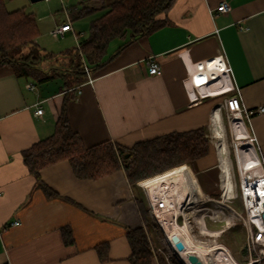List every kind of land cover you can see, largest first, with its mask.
<instances>
[{"label": "crops", "instance_id": "1", "mask_svg": "<svg viewBox=\"0 0 264 264\" xmlns=\"http://www.w3.org/2000/svg\"><path fill=\"white\" fill-rule=\"evenodd\" d=\"M110 1L44 0L46 7L33 6L32 12L48 34L70 22L72 29L64 37L71 33L78 42L87 31L83 23L78 24L80 20L71 19L70 7L96 8V13L86 16L91 17L90 24ZM223 1L231 7L227 13L216 11ZM158 18L166 23L122 49L125 40L119 39L115 48L111 46L107 63L91 72L94 81L78 85L68 114L86 146L112 140L132 147L200 127H207L209 135L217 134L223 113L216 123V105L238 91L245 108L264 107V0H176ZM150 56L160 62L161 75L147 73L144 63ZM213 62L222 66L209 67ZM225 65L232 69L230 81L236 90L192 102L191 75L197 80L199 71H217L227 87ZM30 81L19 78L12 67L0 66V264H133L127 230L145 229L146 224L140 211V186L131 184L123 170L97 180L80 179L68 161H61L42 169L39 180L25 165L23 151L53 134L64 97L77 86L67 88L58 79L55 85L50 81L30 90L26 87ZM39 106L42 115L35 113ZM243 114V137H257L256 151L264 160V112ZM221 151L219 146L222 161ZM216 164L211 150L195 162L196 172L210 176ZM220 176L223 188L222 167ZM197 180L210 197L217 191L216 181ZM44 186L55 194L47 195ZM15 220L20 224L11 226ZM66 231L71 232V243L65 241ZM105 248L107 259L103 260L100 252ZM148 264L159 262L155 257Z\"/></svg>", "mask_w": 264, "mask_h": 264}, {"label": "trees", "instance_id": "2", "mask_svg": "<svg viewBox=\"0 0 264 264\" xmlns=\"http://www.w3.org/2000/svg\"><path fill=\"white\" fill-rule=\"evenodd\" d=\"M175 2L176 0H111L105 6L103 14L91 20L88 34L80 39V48L75 46L66 49L58 56L47 52L37 42L39 26L34 12L25 7L8 10L4 0H0V66L12 67L16 75L25 80L37 77L40 82H46L62 76L65 87L77 85L64 97L53 134L23 151L25 165L39 180L40 171L45 167L68 161L74 174L80 179L97 180L123 170L129 182L137 185L140 181L173 167L191 165L211 152L212 143L207 136V127L172 132L137 142L132 147L112 140L88 147L80 134L74 131L69 119V102L76 99L78 85L88 77L85 63L91 72L102 68L109 60V50L114 41L125 40L122 49L137 38L159 29L166 22L161 21L158 16L167 13ZM69 10L73 21L97 11L85 4L80 7L72 6ZM46 61L53 63L43 67L42 64ZM65 72L71 75L67 74L69 77H66ZM44 188L47 195L55 194L47 186ZM139 204L146 228L127 230L132 247L130 260L133 264H148L155 258L150 235L152 226L147 205L141 200ZM64 237L67 243H71L70 231H66ZM240 252L242 262H248L247 248L241 247ZM100 256L103 260L107 259L106 248L100 252ZM157 261L159 264H168L159 253Z\"/></svg>", "mask_w": 264, "mask_h": 264}, {"label": "rangeland", "instance_id": "3", "mask_svg": "<svg viewBox=\"0 0 264 264\" xmlns=\"http://www.w3.org/2000/svg\"><path fill=\"white\" fill-rule=\"evenodd\" d=\"M110 0H106V2H109ZM5 6L8 10H12L13 8H17L18 6L23 7L26 6V10L32 11L34 10L33 6H39V7H46V4L44 0L38 1V2H32L31 0H4ZM44 5V6H43ZM61 20H66L65 15L62 12H58L57 15ZM88 19H91V17H84L83 19H79L78 24L83 23L84 29L87 31L90 27V24L87 22ZM76 24V23H74ZM85 34V36L87 35ZM119 40H116L113 42L112 47L115 48L118 44ZM37 42L39 43L40 47L44 48L47 52L60 55L61 52L65 51L66 49L72 48L77 46V41H75L74 38H72L71 33H69L65 37L61 38H54L53 36L45 33L40 27H39V36L37 38ZM55 73V71H52ZM61 75V73H58ZM69 73L65 72V76L69 77L67 75ZM58 79H62L64 82V78L62 76H56L52 80L46 81V82H40L37 77L33 78V82L36 84L37 88L42 85L43 83H47L50 81H54L51 83V85H55V81ZM223 118H222V127L217 131V134L215 132H211L210 135L211 143H212V150L214 151L216 157H217V166L213 173L210 174V176L203 174L201 171L196 172L197 166L195 163L191 164L190 168L196 175V180L199 178L204 183L207 181H211V183H214L216 181L217 184V191L215 194H212V198L217 199L219 201H222L223 198L221 196L222 190L220 188L221 185V167L224 173V161L219 160L218 155V148L220 146V151L222 148H227L229 159L231 161L232 166V172H233V178H234V186L238 190V196L236 199H230L233 198L236 194V189L233 195H225V192L228 188V183L225 182V185H223V196L224 200L222 202H215V201H209L206 200L204 202V205H202L203 210L200 212H194L193 210H190V223L181 226L183 224L182 219H179L178 222L180 225H163V227H166V229L174 230L179 232L181 228L188 227L190 238L191 240L195 241L198 246L201 249H204L208 253H204V251H195L194 248H190V246L187 247L190 251V253H197V255L203 260L204 256L206 257L205 260H207V264H214V259L220 258L219 254L222 253V250L219 248L221 246H224L229 254L232 256L234 260H236L239 264H246L247 261L242 262V256L240 249L241 247H246V229L241 223L242 216H245L244 212V205L241 198L240 193V170L244 168L246 159L244 156L246 152L248 145H246L249 141V137H243L241 134L238 133V130L234 127V124L230 121L232 116L228 115L226 110L223 109ZM224 126V127H223ZM243 126V125H242ZM244 127V126H243ZM224 133V134H223ZM223 142V143H222ZM223 151H221L222 153ZM244 153V155H243ZM223 155V154H222ZM222 163V164H221ZM221 165V167H220ZM225 167V166H224ZM247 172V171H246ZM250 174H255V171H252V169L249 170ZM225 174V173H224ZM187 175V174H186ZM187 177V176H186ZM216 177V178H215ZM198 182V180H197ZM199 183V182H198ZM139 186V184H138ZM237 186V187H236ZM191 193L193 192L192 186L189 185ZM201 188V187H200ZM139 190L141 192V195L143 197V202L145 205H147L144 192L142 187H139ZM202 191V189H201ZM203 192V191H202ZM217 193V195H216ZM205 194V193H203ZM208 195V194H205ZM229 198V199H228ZM233 209L237 211V213L233 212ZM217 211V212H216ZM151 220V245L155 252V257L157 258L158 253L162 254L165 257V260L168 264H184L181 260L178 254L169 246L167 238L165 239V233L162 229V227L156 222L154 217L149 213L148 214ZM235 215L236 225L234 224V221L232 220ZM169 226H174L173 228ZM180 228V229H179ZM185 244V243H184ZM210 248V252L205 249ZM192 250V251H191ZM238 251V253H237ZM250 259V255H249Z\"/></svg>", "mask_w": 264, "mask_h": 264}, {"label": "built area", "instance_id": "4", "mask_svg": "<svg viewBox=\"0 0 264 264\" xmlns=\"http://www.w3.org/2000/svg\"><path fill=\"white\" fill-rule=\"evenodd\" d=\"M231 9L230 5L223 1L218 5L216 8V11L220 13H227ZM213 11V10H212ZM72 29V25L70 22H67L63 25L56 26L50 31V35L54 38H61L64 37V33L68 30ZM77 47L80 48V41L77 43ZM145 69L148 74L150 75H161L162 74V68L161 64L158 61V59L154 56L148 57V59L145 60ZM85 69L88 72V82L92 83L94 81L91 71H89V68L87 64L85 63ZM231 73L232 69L230 66L225 65V75L227 76V80L229 82V86L219 89L218 92L214 91L217 94H223L229 91L236 90V87L231 84ZM211 80V79H210ZM222 83L220 80L218 81L219 86H222ZM26 87L30 90H35L37 88L36 84L33 81H30L26 84ZM209 88H215V85L213 83L205 86V84H193V87L191 90H188L189 97L192 102H198L205 98L206 96H209L212 94L211 91H207ZM216 90V89H215ZM219 107L221 111L226 110L228 115H231V122L234 124V127L238 130V128H242L243 124V113L246 114V116H252L256 113L264 112V107H260L258 109H247L242 105V98L241 94L238 93L231 95L229 97H226L223 99L222 102H220L216 107ZM44 112L42 107H38L36 110L37 115H42ZM208 138L211 140L212 136L207 134ZM247 137V136H246ZM249 141L246 145H248L246 152H244L246 155L250 154V152L253 150L255 152V155L258 159L255 166L253 165L252 171H255V174L248 173L245 169V175L242 174V169L240 170V193L241 198L244 205V212L245 216H242L241 223L244 225L246 229V248L248 251V254L250 255V259L246 264H252L257 263L261 264L264 262V160L258 155L256 149H257V137L253 134H248ZM212 141V140H211ZM243 153V155H244ZM246 161L248 160V156H244ZM169 170H174L177 173H174V175H178L182 172V170L186 171L187 174V180L183 179L181 180L180 177L178 181V185L174 187V195L168 196L165 194V187L163 185H159V187L153 191H147L141 183L145 181L146 179L140 181L138 184L142 187L144 196L147 202L148 211L154 217L156 222L162 227V220L167 218L168 221H172V223H176L178 225L179 219H182L183 224L181 226L187 225L190 223V210H193L194 212H200L203 210L202 205H204V202L206 200L209 201H215V202H222L225 198L223 196V188L222 185H220V188L222 190V201H219L217 199H214L210 197L209 195L203 194L201 191L200 185L196 180V175L191 170L190 166L188 164H182L176 167H173L171 169H168L162 173H165ZM247 171V172H246ZM159 173V174H162ZM159 174L152 176L156 177ZM149 177V178H152ZM147 178V179H149ZM187 181V182H186ZM193 184L195 186L194 193H191L189 185ZM237 187V186H236ZM236 189V194L233 198L230 199H236L238 196V190ZM229 199V198H228ZM217 212V211H216ZM234 213H237L236 210L233 209ZM233 217V215L231 216ZM234 221V224H236L235 215L232 218ZM20 221L15 220L11 223V226L19 225ZM179 235V233H176ZM181 238V237H180ZM166 239V235H165ZM168 240L169 246L173 249L174 245L170 240V237Z\"/></svg>", "mask_w": 264, "mask_h": 264}, {"label": "bare ground", "instance_id": "5", "mask_svg": "<svg viewBox=\"0 0 264 264\" xmlns=\"http://www.w3.org/2000/svg\"><path fill=\"white\" fill-rule=\"evenodd\" d=\"M213 63H212V66L209 65V67L213 68V66H215L216 64H217L218 67L222 66L221 62L219 64L216 63V62H213ZM224 71H225V68H224ZM216 72L211 71V73L207 74V73L204 72V70L199 71V72L196 73L197 80L195 79V76L192 74L191 76L193 78V84L194 85L196 83L197 84H205V86H207V85L213 83L215 85V88H209V89H207V91H211L212 94H216L214 91L218 92L219 89L225 88L223 85L219 86L218 81L220 80L222 82V80L219 77H217V73ZM223 72L221 74L222 76H223ZM220 112H222V111L217 106V109L215 110V122L216 123H218V118H219V121H221ZM243 128H244L243 126H242V128H238V133L241 134L242 136H243ZM223 149H225V150L223 151V155L221 154V158L224 161L223 162L224 166H225V167L223 166V169L225 170L224 171V173H225L224 175L226 177V183H228V188H227V190L225 192V195L226 196H228V195L230 196V195H233L234 192H235V186H234L235 182H234V178H233L232 166H231V161L229 159L227 148L224 147ZM246 156H248V160L246 161L245 166H244V168L242 170V174L243 175H245V173H244L245 169L247 171H249L250 169L253 168L252 166L253 165L255 166V164L258 161V159H257V157L255 155V152L253 150L250 152V154H248ZM174 173H177V172H175L174 170H169V171H167L165 173L159 174L156 177H152V178L146 179L145 181H143L141 183V185H143L147 191H153V190L157 189L159 187V185H163L165 187V191H164L165 194L168 195V196H173L174 195V187H176V185H178V181H179L178 176L180 177L181 180H183V179L187 180V177H186L187 175H186V171L185 170H182V172L180 174H178V175H174ZM168 220L169 219L165 218V219H163L161 221L162 222L161 223L162 224V229H163L164 233L166 234V238L167 239H169V237H171V235L173 233H179V236L181 237V240L183 241V243H185V248L187 247V244H188V246H190V248H194L195 251H198V253L200 251H204V253H208L204 249L200 248L202 246H198V244L195 241L191 240L188 227H184V228H181V229L179 228L180 229L179 232L174 231L173 229L170 230V228L166 229L167 226L163 227V225L164 226H165V224L169 225V223H170V225H173V224L177 225L176 223H172L171 220L170 221H168ZM169 227L173 228L174 226H169ZM205 249H207L210 252V248H205ZM219 249L222 250V253L219 254V256L221 255L220 258L214 259V261H213L214 264H239L237 261H235L232 258V256L229 254L228 250L224 246H221ZM173 250L178 254V256L180 257V260L184 264H191L190 261H189V255L191 253L189 252L190 250L188 248H186L183 251H178L174 247ZM195 254H197V253H195ZM205 258L206 257L204 256L203 260H201L202 264H207V262H206L207 260H205Z\"/></svg>", "mask_w": 264, "mask_h": 264}, {"label": "water", "instance_id": "6", "mask_svg": "<svg viewBox=\"0 0 264 264\" xmlns=\"http://www.w3.org/2000/svg\"><path fill=\"white\" fill-rule=\"evenodd\" d=\"M32 2H38V1H42V0H31ZM171 242L173 243L174 247L178 250V251H183L185 250V244L183 243V241L181 240L180 236L176 233H173L170 237ZM189 261L191 264H202L201 258L199 256H197V254L195 253H191L189 255Z\"/></svg>", "mask_w": 264, "mask_h": 264}]
</instances>
